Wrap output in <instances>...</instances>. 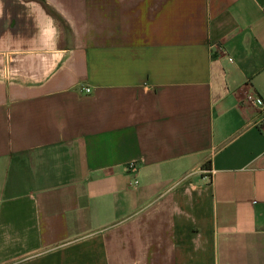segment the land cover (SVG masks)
Instances as JSON below:
<instances>
[{
	"label": "crops",
	"instance_id": "crops-1",
	"mask_svg": "<svg viewBox=\"0 0 264 264\" xmlns=\"http://www.w3.org/2000/svg\"><path fill=\"white\" fill-rule=\"evenodd\" d=\"M246 94L264 0H0V264H264Z\"/></svg>",
	"mask_w": 264,
	"mask_h": 264
},
{
	"label": "built area",
	"instance_id": "built-area-1",
	"mask_svg": "<svg viewBox=\"0 0 264 264\" xmlns=\"http://www.w3.org/2000/svg\"><path fill=\"white\" fill-rule=\"evenodd\" d=\"M84 91L86 93H89V89L85 88ZM245 102L250 104L251 106H253L254 108H256L260 113H264V104L262 103V101L260 100V98H258L256 95L254 94H246L245 98H244ZM126 170L130 173H135L136 171V166L134 163H128L126 164ZM131 185L133 187H136L138 185V181L136 180V178L133 179Z\"/></svg>",
	"mask_w": 264,
	"mask_h": 264
},
{
	"label": "trees",
	"instance_id": "trees-1",
	"mask_svg": "<svg viewBox=\"0 0 264 264\" xmlns=\"http://www.w3.org/2000/svg\"><path fill=\"white\" fill-rule=\"evenodd\" d=\"M203 169H204V170L209 169V165H208V164L204 165V166H203Z\"/></svg>",
	"mask_w": 264,
	"mask_h": 264
}]
</instances>
